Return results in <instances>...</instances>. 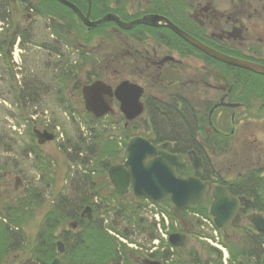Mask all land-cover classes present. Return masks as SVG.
I'll use <instances>...</instances> for the list:
<instances>
[{
	"label": "flooded vegetation",
	"instance_id": "af4514ba",
	"mask_svg": "<svg viewBox=\"0 0 264 264\" xmlns=\"http://www.w3.org/2000/svg\"><path fill=\"white\" fill-rule=\"evenodd\" d=\"M109 8L108 13L124 23L147 16L164 18L221 54L264 66V0H110ZM109 23L106 33H93L89 43L81 40L79 31H71L77 41L74 51H85L93 43L88 51L96 55L95 59L111 79L110 83L98 77L77 83L75 88L82 104V88L86 85L102 81L114 91L119 84L127 82L134 91L141 93V115H165L167 112L192 119L190 144L156 138L152 131L149 137H143L158 151L182 156L185 167L177 170L180 176L193 174L191 157L201 160L200 179L209 184L206 197L210 198L208 195L218 186L230 198L238 200L235 214L239 221L234 223L235 218H231L220 228L223 240H228L225 230L238 229L243 231L248 246L249 236L260 235L250 217L261 214L264 219V80L259 79L264 75L205 55L161 22L158 26L137 23L128 29H121L115 22ZM43 49L57 58L63 56L56 47ZM79 56H83L82 53ZM195 56L201 63L195 62ZM62 74L65 73H57L53 79L57 86L64 82ZM110 109L105 115H125L115 97ZM140 120L124 122V128L132 129ZM146 120L141 122V127L146 126ZM134 136L137 135L131 132L130 137ZM164 143H168L166 149L162 148ZM188 169L190 173L180 174ZM130 193L131 190L127 194ZM84 218L86 216L81 217L80 213L79 219ZM74 220L76 230L78 221ZM71 221L66 222L68 226ZM59 234L61 228L55 233ZM57 241L65 248L62 240ZM148 247L149 254L145 256L150 260L184 264L178 260L183 248L173 250L172 254L163 249L166 256L158 257L155 253L160 248ZM212 253L216 258V253ZM244 260L256 264L255 256L241 257L240 261ZM139 263L142 264L141 260Z\"/></svg>",
	"mask_w": 264,
	"mask_h": 264
},
{
	"label": "rangeland",
	"instance_id": "374dc122",
	"mask_svg": "<svg viewBox=\"0 0 264 264\" xmlns=\"http://www.w3.org/2000/svg\"><path fill=\"white\" fill-rule=\"evenodd\" d=\"M9 1L11 6L5 9V20L0 21V37L7 31L10 37L15 29H20L26 40L20 41L17 47L14 46L16 40L9 56H0V220L2 218L3 222L9 224L4 219L9 214L4 209L7 205L24 208L28 216L16 234L17 237L22 236V248L7 254L0 264H22L33 260L31 247L42 227L43 218L56 203L64 199L75 202L78 196L90 198L94 195L92 204H97L100 197L111 194L112 185L106 170L110 164L124 161L125 147L131 137L123 132L122 115L95 119L84 113L76 84L96 77L111 82L110 76L105 74L104 66L95 59L96 55L88 51L93 43L87 46V50L75 52L77 41L72 32L65 33L50 19L28 10V5L37 0H0V15ZM52 28L59 32H52ZM79 32L81 40L89 43L91 35H86L83 28ZM44 47H56L63 56L57 58L46 52ZM80 53L83 56H79ZM193 58L196 63H201L200 58ZM59 72L65 73L62 74L64 82L61 86H57L53 80ZM143 120H146L145 115L133 124L136 127L135 130L134 127L131 129L133 135L149 137L150 129L140 125ZM33 128L52 132L54 140L38 146L32 133ZM112 141L118 146V159L114 163H105V159L100 162L97 149L111 147ZM89 148H92L93 153H90ZM85 174L90 175L92 182L97 185L98 194L95 193L96 188L92 189L91 185L81 181ZM16 178L22 179L23 189H14ZM27 198L33 199L30 208L26 207ZM122 201L130 208L137 206V200L131 193L125 195ZM157 208L183 222L181 229L187 235V242L179 254L183 261L187 264H205L215 259L209 246L200 239L203 232H211L199 229L197 224L191 229V223L184 222L166 202L159 207L147 201L141 202L134 217L142 220L140 227L145 229L144 232H140L114 211L100 214L99 218L104 219L105 227L114 226V235H117V231L127 230V243H132L136 248L126 247L134 253L135 264H140L139 261L149 254L145 251L151 243L147 231L149 225H152L154 236H158L153 218ZM184 217L193 218L187 214ZM68 231L70 229L64 223L61 233ZM225 236L228 237V240H224L226 245L240 256L238 252L246 246L243 231L227 229Z\"/></svg>",
	"mask_w": 264,
	"mask_h": 264
},
{
	"label": "trees",
	"instance_id": "16d2710c",
	"mask_svg": "<svg viewBox=\"0 0 264 264\" xmlns=\"http://www.w3.org/2000/svg\"><path fill=\"white\" fill-rule=\"evenodd\" d=\"M73 3L79 10L83 13L87 11L88 1L87 0H69ZM91 9L89 17L91 20L99 19L101 16L110 12L109 3L110 0H90ZM11 6V1L4 6L2 10V15H0V21H4L5 9ZM28 10H31L35 15H40L44 18L50 19L55 23L62 31L65 33H70L71 31H80L83 28L86 35H92L93 33L104 34L106 33V28L111 25V23H102L96 28L89 31L81 25L78 21L76 15L68 7L62 5L57 0H37V2L32 5H28ZM3 30V29H2ZM55 33L59 31L52 28ZM3 32V31H2ZM8 32V31H7ZM7 32L3 33L0 37V56H9L10 50L19 37L21 42L26 40L24 32L20 29H15L12 36L8 37ZM59 35V34H57ZM6 47V50H5ZM264 80V78H259ZM90 116V115H89ZM146 127L156 135V138L162 139H176L182 141L184 144H190L192 139V129L193 124L190 120L178 117L177 115H172L167 113L165 115H146ZM189 121V122H188ZM133 129V128H132ZM134 127L133 130H135ZM123 132L126 133L127 137L131 135V129L124 128ZM112 146L102 147L97 149V154L102 162L105 159V163H114L118 158V146L112 141ZM125 145V144H124ZM35 147V146H34ZM77 149L76 151H78ZM90 153H93L92 148H89ZM77 154V153H76ZM76 156V155H75ZM77 157V156H76ZM75 157V158H76ZM74 159V158H73ZM85 163V161H82ZM111 165V164H110ZM190 173V169L187 171H181L180 174ZM82 182L85 185H91L92 189H95V193H99L97 185H95L90 175H83ZM92 195L89 197H83V195L77 197V200L71 201L69 199H64L59 203H56L54 207L46 213L43 218L42 227H40L37 233L35 243L32 245V261L27 260L22 264H49L54 258L59 257L55 249V241L60 239L65 244L64 254L61 255L59 264H135L133 260V252L129 251L125 244L121 243L115 236L109 234V231L116 232L114 226L105 227L103 225L104 219L99 218L100 214H107L109 211H114L121 214L124 219L137 227L140 232H144L145 229L140 227L142 224L141 219H137L136 209L141 207V200H137V206L135 208H130L126 203L122 201L123 196L117 195L114 190H111V194L105 197H100V201L97 204H92ZM121 198V199H120ZM26 207L30 208L32 204V198L26 199ZM112 200V203H111ZM167 203L172 207L170 201ZM208 203L209 198L201 205H196L191 207L189 210L199 212L202 215H208ZM92 207V219L89 221L87 218L79 219L81 211L86 207ZM11 207V208H9ZM173 208V207H172ZM5 210H8V215L4 218L7 219L9 224L0 220V263L5 258L7 254L17 251L23 241L22 236L17 237L18 229L21 228L23 221L27 218L26 210L24 208L13 207L7 205ZM102 212V213H100ZM176 215H185L183 212H176ZM172 219L174 216H170ZM76 219L78 221V228L75 231L62 232L58 236L55 235L56 231L63 226L64 223ZM147 231L149 232L150 240L154 238L152 232V225L148 226ZM116 233L119 237L128 238L127 230L124 229L123 232ZM249 244L238 255L231 251V261L234 264H249L248 260L239 261L238 258L241 257H253L256 258V264H264V235L260 234L257 237L248 238ZM156 256L165 257V253H155ZM218 255L212 264H215L219 260ZM179 263H185L179 257ZM199 264V262H193ZM208 261L205 263L207 264Z\"/></svg>",
	"mask_w": 264,
	"mask_h": 264
},
{
	"label": "water",
	"instance_id": "95a60500",
	"mask_svg": "<svg viewBox=\"0 0 264 264\" xmlns=\"http://www.w3.org/2000/svg\"><path fill=\"white\" fill-rule=\"evenodd\" d=\"M61 4L70 8L78 17L80 22L90 30L104 22H115L121 29L131 28L132 25L142 23L150 26H158L159 22L165 24L182 40L201 51L205 55L234 67L245 69L256 74L264 75V66L236 59L221 54L195 38L183 32L181 29L170 23L168 20L156 16H147L131 23L122 22L116 15L108 13L97 20L89 19L91 2L88 0V9L83 14L75 5L68 0H57ZM135 88L127 82L119 84L114 91L111 90L102 81H95L82 88L83 105L86 112L92 114L96 119H101L110 112L113 97L120 103V109L126 121H132L141 116L143 109L139 101L140 91H134ZM37 144L43 145L54 139L52 133L48 131H39L33 129ZM168 147V143L162 145L163 149ZM126 159L123 164L111 165L107 169V177L112 184L115 193L124 195L132 189L133 195L138 199H147L158 204L166 199H170L176 210L181 211L190 206L203 202L209 184L200 180L201 160L197 157L190 158L193 168V174L187 177L177 175V170L183 169V158L180 155H173L165 150L158 151L148 139L144 137H133L126 146ZM194 154V152H192ZM15 190L22 188L20 178L15 179ZM212 202L210 204L209 214L217 228L223 227L229 219L235 218L234 223L239 221L235 214L238 206L236 198H230L222 187H216L212 191ZM87 216L91 219V208L86 207L81 213V217ZM251 222L258 231L264 232V220L260 215L250 217ZM72 229H75L77 222L70 223ZM186 236L184 234L169 235V243L174 247H182L185 244ZM57 251L62 254L63 244L57 242ZM142 264H161L158 261L143 259ZM59 259H54L50 264H58Z\"/></svg>",
	"mask_w": 264,
	"mask_h": 264
},
{
	"label": "built area",
	"instance_id": "2783aa9c",
	"mask_svg": "<svg viewBox=\"0 0 264 264\" xmlns=\"http://www.w3.org/2000/svg\"><path fill=\"white\" fill-rule=\"evenodd\" d=\"M214 245H216V243H214Z\"/></svg>",
	"mask_w": 264,
	"mask_h": 264
}]
</instances>
